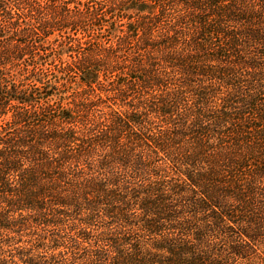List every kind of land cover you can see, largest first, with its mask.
<instances>
[{"label":"trees","instance_id":"16d2710c","mask_svg":"<svg viewBox=\"0 0 264 264\" xmlns=\"http://www.w3.org/2000/svg\"><path fill=\"white\" fill-rule=\"evenodd\" d=\"M0 264H264V0H0Z\"/></svg>","mask_w":264,"mask_h":264},{"label":"rangeland","instance_id":"374dc122","mask_svg":"<svg viewBox=\"0 0 264 264\" xmlns=\"http://www.w3.org/2000/svg\"><path fill=\"white\" fill-rule=\"evenodd\" d=\"M63 60L65 61V60H67V58H66V57H64V58H63ZM67 61H68V60H67Z\"/></svg>","mask_w":264,"mask_h":264}]
</instances>
